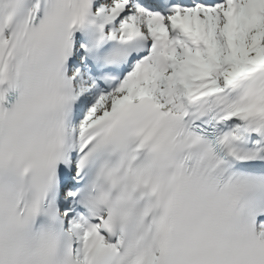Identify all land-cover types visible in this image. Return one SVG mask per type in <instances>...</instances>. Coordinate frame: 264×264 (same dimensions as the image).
<instances>
[{
    "label": "snow or ice",
    "instance_id": "snow-or-ice-1",
    "mask_svg": "<svg viewBox=\"0 0 264 264\" xmlns=\"http://www.w3.org/2000/svg\"><path fill=\"white\" fill-rule=\"evenodd\" d=\"M0 264H264V0H0Z\"/></svg>",
    "mask_w": 264,
    "mask_h": 264
}]
</instances>
